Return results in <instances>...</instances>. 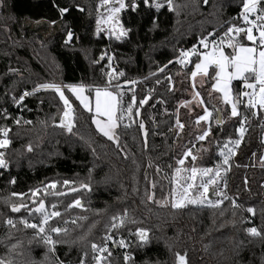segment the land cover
I'll return each mask as SVG.
<instances>
[{"label":"trees","instance_id":"trees-1","mask_svg":"<svg viewBox=\"0 0 264 264\" xmlns=\"http://www.w3.org/2000/svg\"><path fill=\"white\" fill-rule=\"evenodd\" d=\"M97 3L98 0H3L0 5V127L10 129L7 138L11 141L6 148H0L8 164L7 168L0 167V258L12 259L15 264L43 259V244H29L34 235L32 229L3 225V220L10 216H39L33 210L38 200L44 199L48 211L61 213L55 221L87 217L78 220V226L69 222L67 236L54 237L69 243L56 245L55 257L49 255L48 264H56V257L75 264L85 253V263L93 264L91 243L98 244L110 228L111 217L122 216L125 210L127 218L119 231L130 235V247L125 254L120 248L112 249L105 264H176L177 252L186 253L188 264H264V111L258 110V116L253 117L252 111L241 104L239 115L233 117L228 104L213 103L204 93L203 103L211 111L206 124L209 134L202 141L196 140L201 129L195 118L202 110L189 112L177 107L180 99L188 98L186 79L196 56L184 65L172 61L164 71L149 78L152 70L145 66L136 74L124 73L129 82L135 80L139 84L144 78L146 90L136 99L149 94L144 106L158 114L144 124L147 137L139 122H121L116 130L119 148L98 132L92 123V112L86 111L67 89L64 93L75 116L72 133L59 126L63 102L52 90L41 89L26 96L21 104L13 105V97L31 92L38 84L105 85L96 79L94 68ZM173 4L167 41L171 58L211 30L224 28L225 22L238 12L242 0H208L206 4L204 0H173ZM61 7L69 8L63 16L59 13ZM68 29L72 30L73 39L66 44ZM247 42L246 38L241 39V43ZM225 52L230 54L231 49ZM214 76V66H210L205 88L212 84ZM242 90H247L243 80L231 82L233 97ZM159 93L167 97L162 99ZM176 107L178 120L183 123L181 129L171 113ZM242 115L249 121L241 135L237 129L241 127ZM17 119L19 124L15 123ZM238 139V146L229 143L228 147L235 146L236 152L229 165H223L219 155L224 143ZM187 150L196 153L195 161L183 155ZM180 159L186 167L220 166L224 170L222 191L234 198L239 207L233 208L231 199L224 200L219 208L188 204L174 209L170 202L161 205L149 201L147 197L153 193L155 200L169 196ZM64 180L73 183L64 185ZM53 181L57 187L46 188ZM81 183L89 184L90 190L80 188ZM73 187L77 191H71ZM36 189L38 194L33 197L31 191ZM13 192L23 195L13 197ZM76 199L82 207L68 208ZM12 204L27 207L14 213ZM246 207L254 209L251 223ZM249 227H256L262 235L252 236L246 231ZM137 228L149 231L148 244L140 246L134 233ZM85 233L87 240L78 241ZM18 241L20 245L10 251V246ZM126 254L132 258L130 261L124 260Z\"/></svg>","mask_w":264,"mask_h":264},{"label":"snow or ice","instance_id":"snow-or-ice-1","mask_svg":"<svg viewBox=\"0 0 264 264\" xmlns=\"http://www.w3.org/2000/svg\"><path fill=\"white\" fill-rule=\"evenodd\" d=\"M208 0H204L206 4ZM145 6L154 7L157 11L167 5V8L172 11L174 10L173 0H143ZM3 4V0H0V5ZM135 0L131 4V8L135 10L137 8ZM104 8V12L101 13L100 9ZM126 4L125 0H100V3L97 4V32L101 31L100 25H108L111 23L112 27L107 29L110 36H114L115 39L120 40L122 37L127 35L128 30L124 29L122 25L119 24L118 14L125 9ZM79 8V5H77ZM83 11L82 8L79 9ZM69 11L67 7L59 8V13L61 16L66 14ZM236 19H242L244 25L246 26H237L235 23L225 22L228 26L226 31L219 37L215 38V31L209 32L206 36H203L199 39V44L202 46L203 51H199L196 45H193L191 49L184 50L181 49L179 56L176 58V62L184 65L189 61L190 57L196 56L198 62L195 63V68L191 72V77L193 80L198 76L201 77L207 76L209 74V66H214L215 76L211 87L213 90L222 94V100L224 103L231 106V116L237 117L239 115L238 106L243 104L244 107L252 111V115H258L257 109L264 111V0H242V8L240 10L239 16ZM54 24L55 21H52ZM254 30L257 35H254ZM242 36L246 37V40L253 42L256 46H247L244 43H241ZM211 38V39H210ZM73 39V32L71 29H68L67 36L65 38V43L71 42ZM209 44H211V49L209 50ZM225 48L231 49L230 54H226ZM103 58V57H102ZM112 58L109 57V60ZM172 63V61H169ZM167 67V66H165ZM159 71H164V69H159ZM124 73H119L118 77H114L110 72L108 73V81L103 87L95 86V114L92 116V123L96 126L98 132H100L104 137H107L108 140L116 142L117 147L119 148V137L116 135V130L119 127V124L124 120L125 115L129 118L135 114L136 116L140 115L139 108H133V105L136 103L135 96L133 95L132 101L128 103L127 109L123 106L124 92L122 91V85L113 83V80H118L119 77L123 76ZM240 79L244 81V87L250 91H241L237 96L233 97L230 84L233 80ZM127 83H136V81H131ZM159 83V81H157ZM91 88L92 86H88ZM195 87V84H193ZM44 89L52 90L58 96L59 99L63 102V113L60 115V127L65 128L69 133L73 132L75 127L74 120V109L69 99L65 96L64 89L70 91L77 100L80 101V104L83 105L84 109L89 112H92V108L89 106V97L84 95L85 86L80 84H68L62 85L57 83H43L36 85L31 92L25 91L22 95L19 96V99L13 97V101L16 104H20L24 101L26 96L33 95L35 92ZM199 93L194 92V97H198ZM246 98V99H244ZM144 100H140L139 104L143 105ZM203 103V101H200ZM187 103V102H185ZM217 116L219 117L220 113L217 109ZM211 113L207 108L204 109V115L197 118V123L200 121H206L209 119ZM98 117H103L104 119H99ZM7 118V117H5ZM246 119L241 120V127L237 129L241 135L244 133L245 129L243 125L246 123ZM19 119L15 123L19 124ZM222 120L218 119L217 123H221ZM26 123H31L26 121ZM177 126L182 128L183 125L180 124L177 120ZM139 128L144 131L145 125L143 123L139 124ZM10 129L7 127H0V148H6L11 141L7 138ZM209 132L204 131L203 135L197 137L199 140H203ZM145 137H147V132L144 131ZM83 139V137H81ZM229 143L238 146L240 140L235 141H226L224 143V148L221 150L220 155L223 157V165H229L230 156L234 155L233 149L228 147ZM29 151H31V146H29ZM94 151V149H93ZM185 157L191 155V151H186L183 153ZM193 161L196 160L195 156H192ZM261 160L264 161V156H261ZM178 164L183 165L184 160L180 159ZM7 161L4 159V153L0 152V167L7 168ZM91 171V170H90ZM177 173L181 171L180 168L176 169ZM185 172L190 171V175L186 177H181L183 183H180L179 180L173 181L176 185L172 188L168 197H165L164 200H155L154 193L148 195L147 199L149 201H154L157 204L167 205L171 203V207L183 208L188 204L192 205H207L210 208H219L222 206L224 200L231 199V205L233 208H238L239 205L236 203L234 198H230L225 191L219 189L218 177L221 175L220 166L215 168H196L192 167L189 169H184ZM199 180V183L196 181ZM14 183L15 181H11ZM73 183L69 180H64V185H69ZM57 183L55 181L51 182L49 185H46V188L55 189ZM226 187V184H225ZM80 188L90 190V185L86 183H81ZM71 191H77L76 188H71ZM212 191L216 195V199L212 200L208 198L209 191ZM38 189L32 190L31 195L36 197L38 194ZM60 195L61 193H55ZM13 197L22 196L23 194L11 193ZM73 205L76 207H82L81 201L76 199L72 204L68 205V208H72ZM27 207L24 204L11 205V211L16 213L21 210V208ZM52 208L55 209L56 205H52ZM247 212L254 214V209L249 207L246 209ZM34 213H39L40 218L36 223H29L27 219H21L19 223L23 224L25 228L32 229L34 232L33 237L29 240L31 245L33 241L40 244L42 243L45 247L44 257L41 261H36L32 259L29 264H48L49 255L55 257L56 245L58 244H67V240L54 239V236H67L69 229L67 227L69 221H63L64 227L56 226L52 227L50 221L54 217H60L61 213L59 211L49 212L45 206L44 199L38 200V206L33 210ZM223 215V213H221ZM127 218V211L125 210L123 216H112L111 228L115 229L122 226ZM87 217L81 216L76 217L71 220V224L77 225V221L86 220ZM5 223L11 227L16 226V222L9 218L5 220ZM132 223H135L133 220ZM78 226V225H77ZM246 231L252 236H261L262 233L256 227H249ZM136 236L139 238L140 246H144L150 242L149 231L145 228H137ZM88 233L78 237V241H86ZM105 243L103 246L92 242L90 247L94 254L93 259L95 264H101L104 257L99 254L108 252L107 241L112 240L110 235H106L102 238ZM77 241H72L76 243ZM121 247H127L125 241L121 239L119 241ZM20 245L18 241L17 244H12L10 246V251L14 250ZM99 253V254H97ZM111 255V253H108ZM87 253L84 254L79 260V264H85V257ZM132 258L129 255L124 256V260L130 261ZM0 264H15V261L12 259H3L0 258ZM56 264H64V261H61L56 257ZM71 264V261H69ZM176 264H188L187 255H181L179 252L176 253Z\"/></svg>","mask_w":264,"mask_h":264},{"label":"rangeland","instance_id":"rangeland-1","mask_svg":"<svg viewBox=\"0 0 264 264\" xmlns=\"http://www.w3.org/2000/svg\"><path fill=\"white\" fill-rule=\"evenodd\" d=\"M132 2L133 0H125V4H126L125 9H123L118 14L119 24L122 25L124 29L128 30L127 35L122 37L120 40H117L115 39L114 36H110L108 34L107 29H110L112 27L111 23H109L108 25L101 24L100 25L101 31L99 33L97 32V24H96L95 32H96L97 41L95 47L94 68L96 73L95 74L96 79L102 83H106L108 81V73L110 72L113 74L114 77H118L119 73L121 72L128 74H136L141 69L143 70V66H145V69L150 68V70H152V73L149 76H147V78H149L153 74H156L157 72H161L159 71V69H164V67L169 64V61H176V58L179 56L178 54L177 57L171 58V51L167 44V41L169 39V28L171 25V21H170L171 12L167 8L166 3L163 8L157 11L154 7L145 6L143 0H135V3L138 6L135 10H133L131 8ZM149 2L151 4V0H149ZM161 2H163V0H161ZM99 3L100 0H98L97 4ZM100 12L101 13L104 12L103 7L100 9ZM246 45L256 46L253 42H249V41L246 43ZM137 53L139 54L141 53V56H138ZM109 57H111L112 59L109 60ZM120 63L121 65H119ZM195 63L193 66V70L195 68ZM205 78L206 76L201 77L198 74L195 80H193L191 74L189 75V77L186 79L189 86L186 91V93L188 94V98L180 99L177 102L178 108L180 107L181 109H186L189 112H191L194 109H201L202 114H200L199 116L204 115V109L206 107L204 103L200 102L203 98L202 96L204 95V93H206V95L211 98V101L213 103L225 104L222 100V94L213 90L211 87L212 84L208 88L204 87ZM236 80H240V79H236ZM143 81L144 78L142 80H139V84L137 81L134 84L127 83L129 81L125 79V75L119 77L118 80L116 79L113 80V83L118 82L119 84L122 85V91L124 92V99H123L124 108L127 109V105L132 101V97L134 95L136 103L133 105V108L134 109L139 108L140 110L139 116L133 114L129 118L127 115H125V118L122 121L123 123L139 122L145 124L147 119H152V118L155 119L158 114L157 111H153L152 109L145 108L144 106V104L148 100L149 94L145 96L147 97V99L145 100V103L143 105L139 104L140 100L138 98L136 99V96L141 95V93L144 90H146ZM214 82L215 81L213 80L212 83ZM169 84L170 86L172 85L171 80ZM193 84H195V87H193ZM94 88L95 86H92L90 89L85 86V92H84V95L89 97V106L92 108V116L95 114V102H96ZM230 88H231V84H230ZM89 90H91V92H89ZM194 92H198L199 96L194 97ZM159 95L162 96V99L167 97V95L166 96L164 94L162 95V93H159ZM144 99L145 98L141 100ZM81 106L83 107V105ZM177 107L173 109V112L171 111L172 115L175 116L174 119L176 120V122L178 120V114H179ZM208 111L211 113L209 109ZM230 112H231V106H230ZM199 116L195 118L196 126L201 129V132L198 133L197 137L203 135L204 131L206 130L208 131L206 126L208 120L200 121L199 123H197V118ZM98 118L104 119L103 117H98ZM202 122L205 124V126L203 127L200 126ZM180 124L183 125L182 122H180ZM94 127L96 128L95 125ZM178 129L181 128L178 127ZM197 137L196 140L202 141L197 139ZM262 141L264 143V134L262 136ZM195 155L196 153L191 151V155L189 156L192 157ZM263 156H264V152H263ZM177 168H180L181 171L179 173H177L176 170L174 171V179L179 180L180 183H183L181 177H186L190 175V171L185 172L184 169L190 170L192 167H186L184 165L179 164ZM206 168H215V167H206ZM220 172L221 175L217 179L219 182V189L222 190L223 188L222 177L224 170L221 167H220ZM196 183H199V180H197ZM174 186L176 185L174 184ZM213 194L214 197L212 198V200H215L217 197L215 193ZM101 264H105V263L101 262Z\"/></svg>","mask_w":264,"mask_h":264},{"label":"built area","instance_id":"built-area-1","mask_svg":"<svg viewBox=\"0 0 264 264\" xmlns=\"http://www.w3.org/2000/svg\"><path fill=\"white\" fill-rule=\"evenodd\" d=\"M241 8H242V5H241V7L239 8L238 12L235 13V14H234L229 20H227L226 22L235 23V24H237V26H246V25H244V22H243L242 19H236V18L239 16V13H240ZM227 26H228V25L225 23L224 28H221V29L217 28V29L211 30L210 32H214V31H215V38H216V39H219V37L223 34V32L226 31ZM207 34H208V33H207ZM207 34H206V35H207ZM206 35H204V36H206ZM254 35H257V33L255 32V30H254ZM243 37H244V36H242V38H243ZM242 38H241V39H242ZM244 38H246V37H244ZM210 39H211V38H210ZM193 45H196V47H197V49H198L199 51H203L202 46H200V44H199V40H197L195 43H193V44H192L189 48H187L186 50L191 49ZM210 49H211V44H209V50H210ZM226 49H228V48H225V50H226ZM246 91H250V90L247 89ZM23 93H24V92H23ZM23 93H22V94H23ZM22 94H21V95H22ZM17 99H19V98H17ZM22 102H23V101H22ZM22 102H21V103H22ZM21 103H20V104H21ZM13 105H19V104H16V103L14 102ZM258 110H259V109H257V112H258ZM252 116H253V115H252ZM257 116H258V115L253 116V117H257ZM245 118H247V119H246V123L243 125L244 129L246 128L247 122L249 121V117H247L246 115H242V116L240 117V121H241V120H244ZM261 124L264 125V121H262ZM240 126H241V124H240ZM231 148L233 149V152L235 153V152H236V147L233 146V147H231ZM219 156H220L221 161H223V157H222L221 155H219ZM230 157H231V156H230ZM229 159H230V158H229ZM247 208H249V207H246L245 210H246ZM51 211H53V210L50 209L49 212H51ZM249 215H250V216L248 217V221L251 223L252 220H253V218H254V214H253V213H249ZM118 216H121V215H118ZM122 216H123V215H122ZM9 218L13 219V220L16 222V224H18V225H23V224L19 223V221H20L21 219H27V220L29 221V223H36V222H38V220H39V218H40V215L37 216V217L10 216V217H7V218H5V219L3 220V225H7V224L5 223V220H6V219H9ZM73 218H76V216L66 217V218H63L62 220L55 221V217H54L53 220L50 221L49 223H50V225H51L52 227H56V226L64 227L65 225H64L63 221L68 220L69 222H71V220H72ZM111 224H112V220H111V223H110V228H109V230H108L106 233H104V234L102 235V238H103L104 236H106V235H110V236L112 237V240H109V241L106 242V243H107L108 252H105V253H103V254H99V253H97V254L102 255V256L104 257V259L102 260V262H105V261L108 259V257L110 256L108 253H109V252L111 253L112 249L120 248L122 251H124V254H125L126 251H127V249L130 247V244H131V238H130V235H123V234H121V232L119 231L120 228H121L122 226H120V227H118V228H115V229H112V228H111ZM67 226H68V225H67ZM134 233H136V231H134ZM54 237H55V236H54ZM102 238H101V241L98 243V244L101 245V246H103L104 243H105V241H104ZM121 239H123V240L125 241L127 247H121V246H120L119 241H120ZM93 256H94V254H93V252H92V259H93ZM93 260H94V259H93ZM94 262H95V261H94ZM64 264H67V263L64 262ZM75 264H79V262H78V263H75ZM85 264H86V263H85ZM93 264H94V263H93Z\"/></svg>","mask_w":264,"mask_h":264},{"label":"water","instance_id":"water-1","mask_svg":"<svg viewBox=\"0 0 264 264\" xmlns=\"http://www.w3.org/2000/svg\"><path fill=\"white\" fill-rule=\"evenodd\" d=\"M218 119H221V114L219 115V117L217 116V120H218ZM218 124H220V123H218ZM213 197H214V194H213V192L210 190V191H209V194H208V198H209V199H212Z\"/></svg>","mask_w":264,"mask_h":264}]
</instances>
